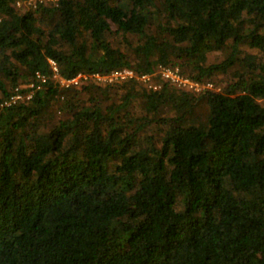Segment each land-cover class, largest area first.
<instances>
[{"label":"trees","instance_id":"trees-1","mask_svg":"<svg viewBox=\"0 0 264 264\" xmlns=\"http://www.w3.org/2000/svg\"><path fill=\"white\" fill-rule=\"evenodd\" d=\"M17 1L0 0V104L48 58L63 77L226 79H49L0 106V264H264V0Z\"/></svg>","mask_w":264,"mask_h":264},{"label":"built area","instance_id":"built-area-1","mask_svg":"<svg viewBox=\"0 0 264 264\" xmlns=\"http://www.w3.org/2000/svg\"><path fill=\"white\" fill-rule=\"evenodd\" d=\"M16 5L35 7L36 0L17 1ZM48 62L50 66V75L36 70L29 81L15 86L9 95L2 100L0 106L9 107L18 103L30 101L35 93L41 90L49 79H53L59 86L64 88L79 86L89 80H94L100 83H115L134 79L142 82L145 86L152 89L160 88L162 82L164 81L178 88L186 89L192 92L215 89L211 81L194 80L184 75L177 65H157L152 72L136 73L133 69L124 67L113 69L108 73L81 71L77 72L73 76L63 77L60 75L57 63L51 58H48Z\"/></svg>","mask_w":264,"mask_h":264},{"label":"rangeland","instance_id":"rangeland-1","mask_svg":"<svg viewBox=\"0 0 264 264\" xmlns=\"http://www.w3.org/2000/svg\"><path fill=\"white\" fill-rule=\"evenodd\" d=\"M18 6V5H17ZM26 7V5H21L19 6L18 8L23 10L24 8ZM114 43L115 45H122V40L121 38H116L114 39ZM224 52H220V53H217V52H214V53H211L209 54V60L210 61H218V60H221L223 57H224ZM225 79H226V76L225 75H221V74H218V75H214L210 81L212 82L213 84V87L215 89H219L221 88L222 85H224L225 83ZM261 102L264 104V99L261 100ZM60 113V112H57V114Z\"/></svg>","mask_w":264,"mask_h":264}]
</instances>
